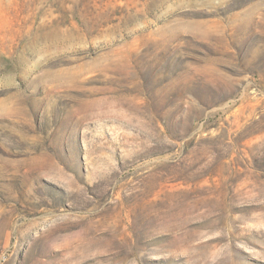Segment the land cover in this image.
I'll return each instance as SVG.
<instances>
[{"label": "rangeland", "instance_id": "1", "mask_svg": "<svg viewBox=\"0 0 264 264\" xmlns=\"http://www.w3.org/2000/svg\"><path fill=\"white\" fill-rule=\"evenodd\" d=\"M0 264H264V0H0Z\"/></svg>", "mask_w": 264, "mask_h": 264}]
</instances>
